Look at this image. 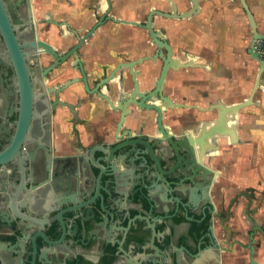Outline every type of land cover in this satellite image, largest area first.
I'll return each instance as SVG.
<instances>
[{"label": "flooded vegetation", "instance_id": "obj_1", "mask_svg": "<svg viewBox=\"0 0 264 264\" xmlns=\"http://www.w3.org/2000/svg\"><path fill=\"white\" fill-rule=\"evenodd\" d=\"M0 3L19 53L0 30V264H261L256 190L223 185L240 141L194 143L213 120L174 114L185 69L155 93L208 0Z\"/></svg>", "mask_w": 264, "mask_h": 264}, {"label": "crops", "instance_id": "obj_2", "mask_svg": "<svg viewBox=\"0 0 264 264\" xmlns=\"http://www.w3.org/2000/svg\"><path fill=\"white\" fill-rule=\"evenodd\" d=\"M246 2L259 32L264 34V0H246ZM186 25L187 36L181 33L176 35L175 46L178 57L186 53V59L192 68L171 73L167 87L175 102L188 107L174 114L186 120L196 115L205 122L215 120L218 118L219 110L215 109L211 112L208 109L212 105L233 106L246 101L252 93L249 94L250 83L254 78L256 80L259 72L258 63L248 52L252 40H245L242 37L249 29L241 2L216 0L215 3H208L206 13L199 18H193ZM179 59L183 60V58ZM259 87L254 96V104L241 110L237 116L236 137L241 145L234 148V151H229L233 154L226 157L238 158L235 164L232 162L230 172H227L232 173L231 178L228 179L237 182L240 189L255 188L256 220L262 224L264 221V73ZM196 108H204L208 112L200 114L194 110ZM186 130L191 131L188 128ZM224 141L223 145L228 148L231 141L227 139ZM257 257L260 263L264 264V249L258 252Z\"/></svg>", "mask_w": 264, "mask_h": 264}, {"label": "water", "instance_id": "obj_3", "mask_svg": "<svg viewBox=\"0 0 264 264\" xmlns=\"http://www.w3.org/2000/svg\"><path fill=\"white\" fill-rule=\"evenodd\" d=\"M241 4H242L243 9L247 13L250 25L252 27V32H253L252 41H251L250 48H249L248 52L259 65V72H258L256 84L254 86V89H253V92H252L250 98L247 99L246 101H243L239 104H235L233 106H223L221 104L212 105L210 107V109H208L209 111L217 109V110H219V112H218V118L213 120V122H212L213 124L210 125V128L203 130L202 133L200 134V136L198 138H196V140H193L195 144L202 146V153L205 152V147H206V145H208L207 144L208 140L214 141L217 138L227 137L232 133L234 134V132H232L233 131L232 129L227 128V124L229 121H231L232 123L237 122V116L240 113V111L251 106L252 104H254V96L256 94V91L259 87L262 75L264 73V62L262 61V59L260 58V56L257 52V49L259 47L258 42L261 40H264V34L259 32L258 26L254 20L253 14L250 11V8L248 7L246 0H241ZM0 30L2 32V36H3L4 40L7 42L8 46L12 52V56L15 59H17L19 53L17 50L15 38L13 36L12 30L10 29V26L8 25V21H7L5 14H4L1 3H0ZM168 60L169 61H167L164 65V68H163L162 73H161V77L157 83V85H158L157 90L155 92V93H159L161 95L162 100L165 99L162 96V91H163V87H164V84H165V81H166V78L168 76V72L170 71V69L178 70L180 68L181 69L192 68L191 64H183V63L178 62L177 60L176 61H173L172 59L170 60V58ZM18 61H19V59H18ZM149 97H152V96H149ZM149 97H147V98H149ZM166 101H168L171 104L172 108H179L180 107L179 104H176V103L174 104L172 101H169L168 99H166L165 102ZM141 105H144V107L147 109L157 111L159 114V121L161 124L162 115H163V111H164V105L162 103L159 105H155V106L145 105L143 103ZM183 108H185V107H183ZM24 125H28V120L25 121ZM232 125H235V124H232ZM20 139H21V137L18 138V141H20ZM177 141H178V146H180L182 148L185 146V139L184 138L178 139ZM17 146H18V143H17ZM15 149L16 148H11L5 152L0 153V166L5 165L6 161L15 154V152H16ZM116 152H122V150L116 149ZM17 218L19 219L20 217H17ZM9 221L11 222L10 218L8 219V218H3L0 216V223H6L7 224ZM13 255L18 257L19 256L18 251H14ZM34 263H35V259L33 258V264Z\"/></svg>", "mask_w": 264, "mask_h": 264}, {"label": "rangeland", "instance_id": "obj_4", "mask_svg": "<svg viewBox=\"0 0 264 264\" xmlns=\"http://www.w3.org/2000/svg\"><path fill=\"white\" fill-rule=\"evenodd\" d=\"M234 1H236V2H241V0H234ZM211 2H213V3H215L216 2V0H208V3H211ZM241 6H242V4H241ZM242 10H243V12H244V17H245V19H246V24L248 25V33L247 34H244V36H242V37H244V39L245 40H252V36H253V32H252V27H251V25H250V22H249V19H248V16H247V13H246V11L243 9V7H242ZM258 76V75H257ZM256 80H257V78H256ZM256 80H255V78L251 81V83H250V90H249V94L251 93V92H253V89H254V86H255V84H256ZM260 87H258V89H259ZM252 94V93H251ZM251 96V95H250ZM250 98V97H249ZM248 98V99H249ZM245 101V100H244ZM223 146V145H222ZM264 151V150H263ZM234 180H224L223 181V185H224V187H226V186H229V187H226L230 192H231V190H232V186H233V184H234ZM232 193H230V195H231ZM230 195H228V196H230Z\"/></svg>", "mask_w": 264, "mask_h": 264}, {"label": "bare ground", "instance_id": "obj_5", "mask_svg": "<svg viewBox=\"0 0 264 264\" xmlns=\"http://www.w3.org/2000/svg\"><path fill=\"white\" fill-rule=\"evenodd\" d=\"M227 128L229 129H232L233 131L232 132H234V134L232 133V134H230L227 138H229V140L231 141V142H235L237 139H236V136H235V127H234V125H232V122L231 121H229L228 122V124H227ZM225 138V137H224ZM223 139V138H222ZM224 141V140H223ZM227 141H228V139H227ZM210 143H212V142H210V140H208L207 141V146H210ZM207 149H208V147H207ZM202 152V151H201Z\"/></svg>", "mask_w": 264, "mask_h": 264}, {"label": "built area", "instance_id": "obj_6", "mask_svg": "<svg viewBox=\"0 0 264 264\" xmlns=\"http://www.w3.org/2000/svg\"><path fill=\"white\" fill-rule=\"evenodd\" d=\"M258 43H259V47L257 49V52L260 58L262 59V61L264 62V40H261Z\"/></svg>", "mask_w": 264, "mask_h": 264}]
</instances>
